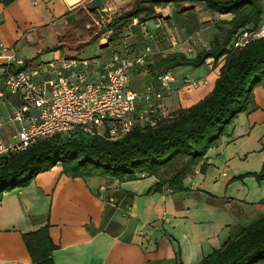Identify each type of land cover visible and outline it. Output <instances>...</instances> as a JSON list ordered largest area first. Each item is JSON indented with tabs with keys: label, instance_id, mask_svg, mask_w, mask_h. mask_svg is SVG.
I'll return each instance as SVG.
<instances>
[{
	"label": "crops",
	"instance_id": "1",
	"mask_svg": "<svg viewBox=\"0 0 264 264\" xmlns=\"http://www.w3.org/2000/svg\"><path fill=\"white\" fill-rule=\"evenodd\" d=\"M91 1L78 0L71 4L70 0H15L9 6L0 4V40L6 46L14 47L19 56L32 58L42 52L44 44L52 46L55 43V34L46 29L47 26H62L68 14L80 6H90ZM132 1L103 0V4L111 2L119 7ZM198 10L199 5H195L194 11L198 13ZM156 11L161 16H168H158L136 26L139 39L132 38L138 45L151 43V63L158 56L173 52L195 57L203 48L190 40L202 37L208 39V46L217 32L216 28L210 32L212 27L203 24L212 18L198 13L202 26L188 34L180 25L184 14L176 15L174 4L157 7ZM215 17L217 20H229L233 16L216 14ZM174 42H177L176 46ZM127 47L133 55L145 49L138 51ZM167 47L170 49H165ZM118 48L121 49L119 51L125 49L119 46L111 48L107 54L101 52L88 56L103 54L108 57ZM64 55L63 51H55L53 58ZM219 74L220 66L213 68L209 65L198 75L186 73L178 76L206 77L207 83L198 90L176 89L164 100L167 112L189 108L205 98L214 89ZM3 88L4 85L0 90ZM255 97L259 109L251 114H240L216 149L217 152L220 150L219 155L224 156L227 163L236 157L252 154L251 149L244 145L255 137L257 130H264V87L256 88ZM14 105H17L14 97L0 100V115L6 114ZM11 132L8 128L3 133L8 137ZM259 137L256 136V140ZM256 147L260 149L258 144ZM210 151L208 162L212 157ZM200 165L184 179L187 190H194L197 186L193 181L201 173ZM225 170L220 189H216L219 188L218 183L208 185L206 181L196 188L204 190L207 186L208 192L217 197L202 198L201 193L195 192L199 206L213 214L210 218L201 219L192 217L194 209L189 202L194 198L181 197L185 191L167 186L162 193L147 194L158 181L155 176L127 182L110 181L100 176L73 178L57 165L40 173L28 187L4 194L0 201V264H32L23 235L47 224L50 236L58 246L53 252L56 264H176L178 249L184 264H200L214 249L220 248L230 237L264 215V191L251 196L246 193L245 199H230L227 188L235 175L229 166ZM171 217L175 219L176 226H184L185 229L166 232L159 226L160 221L170 222Z\"/></svg>",
	"mask_w": 264,
	"mask_h": 264
},
{
	"label": "trees",
	"instance_id": "2",
	"mask_svg": "<svg viewBox=\"0 0 264 264\" xmlns=\"http://www.w3.org/2000/svg\"><path fill=\"white\" fill-rule=\"evenodd\" d=\"M14 1L0 0V4L9 6ZM169 4L175 5L176 15L184 14L180 25L188 34L202 26L195 5L203 4L212 15L233 16L217 21L214 39L195 57L173 52L158 56L148 65V75L155 81L160 74L179 67H200L210 58L218 64L223 57L212 92L189 108L170 112L156 126H138L121 139L110 140L79 130L56 133L0 159V201L6 192L28 187L40 173L57 165L73 178L100 176L127 182L157 177L147 194L162 193L167 186L186 191L184 179L194 173L197 165L201 164L200 172L207 171L208 152L230 133L235 119L259 109L255 90L264 87V38L242 49L233 50L229 45L241 29L261 24L264 0H133L119 6L116 17L106 25L96 23L97 11L91 13L88 5L80 6L66 16L62 26L46 27L54 32L55 43L44 44L41 53L27 60L36 61L50 51H63L69 58L84 55L109 31L114 40L134 17L144 23L159 16L157 7ZM247 176L264 180V168L232 180ZM49 228L47 224L23 235L32 264H56L53 252L58 246ZM176 264H184L180 249ZM200 264H264V215L214 249Z\"/></svg>",
	"mask_w": 264,
	"mask_h": 264
},
{
	"label": "built area",
	"instance_id": "3",
	"mask_svg": "<svg viewBox=\"0 0 264 264\" xmlns=\"http://www.w3.org/2000/svg\"><path fill=\"white\" fill-rule=\"evenodd\" d=\"M117 13L115 4L104 3L97 10L96 23L106 25ZM131 25L140 26L139 18L134 17ZM261 38L264 20L257 27L238 31L229 48L242 49ZM190 41L208 47L202 37ZM127 48L108 57L64 55L28 62L0 40V80L4 84L0 100L10 96L17 100V105L0 115V159L56 133L79 130L117 140L138 126L154 127L170 113L164 104L167 96L176 89L198 90L207 83L206 77L179 78L168 71L138 91L131 81L137 74L148 75L153 51L147 46L133 55ZM212 62L210 58L206 63ZM8 128L12 132L6 137L3 132Z\"/></svg>",
	"mask_w": 264,
	"mask_h": 264
},
{
	"label": "rangeland",
	"instance_id": "4",
	"mask_svg": "<svg viewBox=\"0 0 264 264\" xmlns=\"http://www.w3.org/2000/svg\"><path fill=\"white\" fill-rule=\"evenodd\" d=\"M199 5V10L198 13L200 15H204L205 17L208 18H212L210 19V21H206L204 23L205 27L211 26V31H213V29H217V19H216V15H212L210 14L206 7L203 4H198ZM184 6H187V4H185ZM198 13H196L198 15ZM164 14V13H163ZM159 16H161V14H159ZM168 15H163L161 17H166ZM214 26V27H213ZM137 27L136 26H132L131 24H129L123 34L119 35L116 39L111 40L112 38V31H109L107 33V35L102 38L101 42L94 45L93 47L89 48L87 51L84 52V55L88 56L91 55L93 53H101L103 52V54H107V52H110L111 48L114 47H126L129 46V48L134 47V49L138 50V51H142L144 48H146L147 46H150V42L145 44H137L136 40L139 39L138 35H137ZM211 36V35H210ZM132 38H135L136 40H132ZM49 39L52 42V38L51 35H49ZM204 39V38H203ZM205 41H207L206 39H204ZM210 41V40H209ZM109 44H111L109 46ZM109 46V48H108ZM138 46V47H137ZM172 48H174V45H171ZM176 46V45H175ZM25 50H28L27 47H24ZM102 48V49H101ZM202 48V47H200ZM165 49H170L169 47L165 48ZM117 51L121 50L120 48L116 49ZM55 51H50V52H45L43 54L40 55L39 59L42 60H48L53 58ZM102 54V56H103ZM222 63L219 62L218 64H216L215 62H212V66L213 68L219 67ZM209 65L206 63L200 67H192V66H184L179 70H176L175 72H173L176 76H182L183 74H194V75H198L202 72H204L206 69H208ZM154 79L150 76V75H142V74H137L133 77L132 81H131V87H133L134 89H137L138 91H142L145 89L146 85L150 82H153ZM3 80H0V87H3ZM237 119V118H236ZM235 119V120H236ZM235 122V121H234ZM260 136L259 139L256 140V136ZM264 135V130H257L255 137H253V139L249 140L246 145V148L251 149L252 154L250 155H245L242 157H236L234 159H232L229 163H227V161L224 159L225 157H221V155H219V152L216 151V149H218V146H215L212 148V152L210 151V154L212 155V157L210 158L209 161V167L207 169V171L205 173H199L198 175H196L195 179H194V183H197V186L202 182H207L208 185H212V184H216L218 183V187L216 189H220V184L223 181L224 178V174L223 172H225V168L226 166H229L230 171L235 175V177L250 173V172H261L264 168V138H261V136ZM220 144V143H219ZM260 146V149L257 150L256 145ZM211 150V149H210ZM227 163V164H226ZM229 172V170H227ZM110 181H113L112 179H109ZM144 180V179H142ZM138 181V180H136ZM196 181V182H195ZM192 182V183H193ZM193 183V184H194ZM197 186L194 187V190H187L185 192H183V195L181 194V197H192L194 198L193 201L189 202V205L191 207H193L192 209H194L192 211V217H197V218H210L213 214L209 209H205L204 206H199L197 198L198 196L195 195V192H199L202 195V198H207L210 197L211 199H216L217 197L214 196L213 194H211L210 192H208V188L206 186V188L203 189H196ZM219 191V190H217ZM264 191V180H258L255 176H247L244 177L242 179H234L230 182L229 187L227 188V195H231L229 196L230 199L235 198V199H245L246 197V193H249V196L251 195H255L256 193H261ZM185 193V194H184ZM248 199H250L248 197ZM202 205V204H201ZM235 210L236 213L239 212V209L237 208V206L235 205ZM187 211V209H186ZM185 215H189L188 213H186ZM170 222H159V226H161L162 229H164L166 232H180L181 230L185 229L184 226H176L175 223V219L173 217H171V219L169 220ZM164 232V231H163Z\"/></svg>",
	"mask_w": 264,
	"mask_h": 264
},
{
	"label": "water",
	"instance_id": "5",
	"mask_svg": "<svg viewBox=\"0 0 264 264\" xmlns=\"http://www.w3.org/2000/svg\"><path fill=\"white\" fill-rule=\"evenodd\" d=\"M102 6H103V0H92L89 6V11L92 13L100 9Z\"/></svg>",
	"mask_w": 264,
	"mask_h": 264
},
{
	"label": "bare ground",
	"instance_id": "6",
	"mask_svg": "<svg viewBox=\"0 0 264 264\" xmlns=\"http://www.w3.org/2000/svg\"><path fill=\"white\" fill-rule=\"evenodd\" d=\"M77 1H78V0H70V3H71V4H75V3H77Z\"/></svg>",
	"mask_w": 264,
	"mask_h": 264
}]
</instances>
